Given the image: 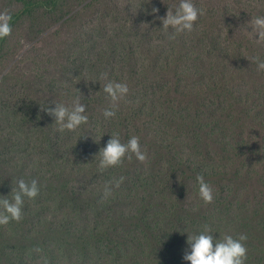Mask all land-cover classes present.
<instances>
[{"label": "trees", "instance_id": "obj_1", "mask_svg": "<svg viewBox=\"0 0 264 264\" xmlns=\"http://www.w3.org/2000/svg\"><path fill=\"white\" fill-rule=\"evenodd\" d=\"M16 1L21 8L10 13L11 35L27 19L59 23L54 34L65 27L72 33L64 79L30 75L9 85L7 76L0 84V199L11 200L21 178L37 180L40 188L35 199L25 198L19 222L0 226V264H190L183 260L188 235L208 225L220 240L222 209L240 212L252 197H264V93L256 83L264 71L252 62L264 60V43L256 42L249 24L264 16V0H217L212 7L193 0L204 14L192 32L175 39L158 17L175 11L180 0H91L77 11L74 5L84 0ZM88 13L93 16L78 27ZM107 19L123 23L127 33L99 41L93 32ZM10 36L0 40V67ZM109 81L126 83L129 92L106 119L103 85ZM77 96L88 122L57 132L41 106L70 105ZM112 134L122 143L139 137L147 161L133 156L98 171L97 154ZM159 165L171 173L165 179L154 171ZM197 175L214 190L245 185L216 197L218 213L188 205L187 218L201 222L188 228L175 210L185 209L191 191L199 197ZM121 176L119 188L104 198L105 184ZM177 181L172 199L168 190ZM257 231L264 244V225ZM245 264H264V249Z\"/></svg>", "mask_w": 264, "mask_h": 264}, {"label": "clouds", "instance_id": "obj_2", "mask_svg": "<svg viewBox=\"0 0 264 264\" xmlns=\"http://www.w3.org/2000/svg\"><path fill=\"white\" fill-rule=\"evenodd\" d=\"M159 10L153 8L152 12L157 13ZM204 14V9L197 8L193 0H180L178 7L173 11L168 8L166 16L158 17L162 22V28L167 34L171 28L172 34L169 39H175L177 35L192 32L195 22L199 16ZM11 14L7 11L0 12V40L8 37L12 33ZM252 28V33L258 35L257 43H264V16L252 17L249 21ZM252 62L257 64L258 71H264V60L259 57H253ZM106 79V76L101 77ZM96 82L97 80H91ZM103 92L106 94L109 106L103 109V116L107 118L114 117L119 108V102L124 100L129 92L126 83L109 81L103 85ZM55 107L41 106L42 110L54 118L57 125V132L65 131L75 132L82 124L88 122V116L85 115L86 105L81 102L79 96L72 100L70 105L64 103H56ZM98 160V171L103 172L109 168L120 166L124 163V159L128 161L133 159V156L141 162L147 161L148 156L146 151L141 150L139 137L132 136L126 143H122L119 134H112L107 141L105 147L101 148ZM124 177L114 179L105 184L103 196L107 198L112 194L113 187L119 188ZM198 195L200 199L208 204L213 201V190L205 181L203 175H197ZM40 192L37 180L32 179L30 182L19 179L16 186L12 188V198L0 199V226H6L11 221L19 222L23 218V206L25 198L35 199ZM248 239L246 234H240L238 238L232 235H224L220 240H217L213 235L210 227L204 225L199 234L188 235L187 244L190 251L185 250L183 260L190 264H245L247 259V247L244 241ZM39 253V248L34 249Z\"/></svg>", "mask_w": 264, "mask_h": 264}, {"label": "rangeland", "instance_id": "obj_3", "mask_svg": "<svg viewBox=\"0 0 264 264\" xmlns=\"http://www.w3.org/2000/svg\"><path fill=\"white\" fill-rule=\"evenodd\" d=\"M138 3V0H135ZM203 4L209 6H215L217 0H200ZM91 2V0H84L82 4H75L74 11L79 10L82 6ZM177 2V1H176ZM103 6V5H101ZM101 6H98L100 8ZM21 4L16 0H0V12L7 11L11 13L12 11H19ZM108 8V7H106ZM92 13H88L85 18H81L77 22V26L81 27L84 24L86 18L92 17ZM59 23L44 22L38 20L35 25H33L30 19L23 21L10 36L7 44V55L4 58V62L0 67V84L3 80L10 76L7 83L9 85L16 84V81L21 82L22 76L36 75L40 81H45L46 79L52 80H62L65 78L66 67L64 63L66 62V55L69 49V39L72 33V29L65 27L61 29V32L54 34L56 29H60ZM127 28L122 23L119 27L111 19H107L98 25L96 30L93 32L99 41H103L106 37H117L127 33ZM91 29H88L86 33V38H84L83 46L88 44V40L91 37ZM102 43V42H101ZM101 45V44H100ZM88 52L84 54L87 56ZM35 79V77H34ZM259 86L257 88H262L264 93V81L257 80ZM21 86V85H20ZM187 104H184L186 107ZM154 171L164 176L163 179L170 175L171 173L165 167L156 166ZM206 181V180H205ZM191 183L187 184V189ZM211 184V183H210ZM245 185V182H231L225 184L224 186H218V189L213 191V201L211 203H204L200 197L194 191L188 195L187 201H183L184 208L180 210V215H183L181 225L184 227L192 228L199 225L201 222L199 216H193L188 219L187 214L189 212L188 205H192L195 209L201 208L205 211H210L218 213V205L216 204V197L224 198L228 195H232L235 190H241ZM179 187V182L170 190H168V196L175 199L177 189ZM264 197H252V199L246 201V206L243 210L238 212L236 207L233 209H225L219 213L222 220L219 222V226L223 230L224 235H232L234 238H238L240 234H246L248 239L244 241L247 247V257L250 255H257V252L264 249V244L259 242V232L257 229L264 225ZM258 205V206H254ZM175 212V213H176ZM171 215L174 222H180L179 218L175 215Z\"/></svg>", "mask_w": 264, "mask_h": 264}]
</instances>
